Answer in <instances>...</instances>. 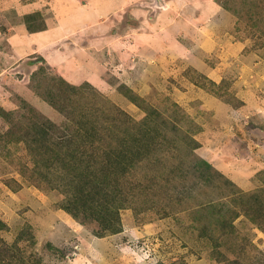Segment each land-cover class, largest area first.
I'll use <instances>...</instances> for the list:
<instances>
[{
    "label": "rangeland",
    "instance_id": "374dc122",
    "mask_svg": "<svg viewBox=\"0 0 264 264\" xmlns=\"http://www.w3.org/2000/svg\"><path fill=\"white\" fill-rule=\"evenodd\" d=\"M52 1L0 0V264H264V0ZM152 110L155 156L108 154ZM83 162L126 168L118 231L66 209Z\"/></svg>",
    "mask_w": 264,
    "mask_h": 264
},
{
    "label": "trees",
    "instance_id": "16d2710c",
    "mask_svg": "<svg viewBox=\"0 0 264 264\" xmlns=\"http://www.w3.org/2000/svg\"><path fill=\"white\" fill-rule=\"evenodd\" d=\"M29 27V25H28ZM151 114H156L154 110L148 113V117L141 122L137 126L139 127V133L134 134H126L120 135V139L118 141V148L111 150L108 152L111 156H115L118 160L123 159V156L127 157L128 163H139L140 161L147 159L148 157L155 156L157 150H155V145L159 148L163 141H156L155 131L151 132L148 127L151 125L147 123V120L151 119ZM95 126V125H94ZM144 126L147 127L148 132L144 130ZM89 128V127H87ZM90 128H93V125L90 124ZM43 129V128H41ZM40 129V130H41ZM36 131V138L31 139L34 147L41 146L42 148L45 145L43 143H47L48 138L46 134V130ZM109 135L115 134L114 124L109 126ZM35 134V135H36ZM109 137V136H108ZM70 138L64 141L68 142ZM63 143V144H64ZM61 144V145H63ZM40 148H36L35 150H39ZM57 153V151H55ZM60 155V153H59ZM73 157L72 155L69 158ZM67 158V159H68ZM76 157H74L75 159ZM66 159V160H67ZM80 159L76 158V162L78 163ZM187 164L186 161H184ZM200 163V160L198 161ZM112 169H126L124 166L120 167L117 166L115 163H112ZM61 166L66 170L76 171V167H67V164L62 163ZM69 166V165H68ZM86 166V169L83 168ZM81 171H76V178L80 177L78 183L71 192L70 197L66 201V209L72 212L74 215L79 217H90V215H95V219L102 224L101 231L111 230V231H118L120 227L119 223V216L116 217V213L119 214L120 209L124 208L126 204H124L125 200H123L122 194L117 189L113 188L112 186V176L109 175L112 169L108 166L106 171L104 172L103 176L100 178L94 177V179L88 178L87 172L90 167L83 162L81 166ZM173 168V167H172ZM194 169L201 170L202 167H198L197 163H193L192 167ZM189 168V169H191ZM173 173V170L170 171ZM213 170L210 169V166L205 167L202 169L201 177L206 181L213 180L212 175ZM75 174V173H74ZM74 174H71V180L74 177ZM211 177V179H210ZM82 213V214H81ZM3 222L0 220V228H2Z\"/></svg>",
    "mask_w": 264,
    "mask_h": 264
},
{
    "label": "crops",
    "instance_id": "0c3cea01",
    "mask_svg": "<svg viewBox=\"0 0 264 264\" xmlns=\"http://www.w3.org/2000/svg\"><path fill=\"white\" fill-rule=\"evenodd\" d=\"M56 1L57 0L52 1V5L55 6L56 12H58L59 14H66L67 15L66 18L70 23L79 22L78 20L77 22L75 20V12L78 9L80 10L82 9L83 12L84 10H87L85 12V14L89 15V17H87V20H91L92 18L90 17H94L95 19L97 16L104 17L110 14V10H113L116 7L114 0H58L59 2H56ZM79 1L82 2V4H79ZM120 1L121 0H117V2H120ZM122 1H126V3H129L131 0H122ZM165 3H166L165 5L168 4V2L166 1ZM69 8L74 9V11L70 14H67V10H69ZM167 23L168 21L165 23V25H167ZM37 32H40V31H37ZM29 33L31 35H34L36 31H30Z\"/></svg>",
    "mask_w": 264,
    "mask_h": 264
}]
</instances>
